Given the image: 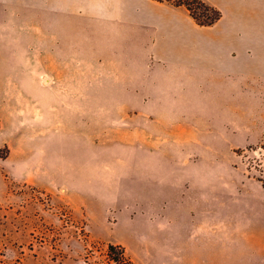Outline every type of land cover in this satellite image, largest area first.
<instances>
[{"label":"rangeland","instance_id":"374dc122","mask_svg":"<svg viewBox=\"0 0 264 264\" xmlns=\"http://www.w3.org/2000/svg\"><path fill=\"white\" fill-rule=\"evenodd\" d=\"M26 1L0 0V264H105L109 243L136 264L193 262L154 248L152 232L166 225L160 217L184 213L173 183L190 160L182 153L202 148L183 126L182 70L128 45L121 25L81 1L67 46L63 17ZM239 121L231 155L206 144L221 152L216 175L202 174V214L251 216L264 239V203L247 193L264 183V141H245L262 138L264 119ZM230 164L233 196L221 188ZM201 263L264 264V248L207 250Z\"/></svg>","mask_w":264,"mask_h":264},{"label":"crops","instance_id":"0c3cea01","mask_svg":"<svg viewBox=\"0 0 264 264\" xmlns=\"http://www.w3.org/2000/svg\"><path fill=\"white\" fill-rule=\"evenodd\" d=\"M80 1L98 21L121 25L128 45L149 46L153 61L181 69L187 84L182 88L183 126L191 136L188 141L202 148L198 154L182 153L190 160L182 168V184H173L182 187L184 213L156 221L166 225L152 226L153 247L171 246L172 253L190 256L193 262L185 264H202V253L207 250L264 248V239L254 235L255 218L202 214V174L216 175L213 168L221 152L206 144H226L224 153L231 155L228 144L239 140L240 116L264 119V0H203L220 12L210 26L197 25L185 7L157 0H29L28 4L62 16L70 25L65 27L66 45L72 47ZM261 127L262 138L248 132L245 141H264V124ZM222 172L230 175V182L224 176L221 188L233 196L238 192V170L230 164ZM247 193L264 203L263 182L248 185ZM259 229L264 235V225Z\"/></svg>","mask_w":264,"mask_h":264},{"label":"trees","instance_id":"16d2710c","mask_svg":"<svg viewBox=\"0 0 264 264\" xmlns=\"http://www.w3.org/2000/svg\"><path fill=\"white\" fill-rule=\"evenodd\" d=\"M166 1L176 7H185L191 18L199 26L213 25L220 12L207 5L203 0H157ZM105 264H136L121 244L109 243L104 251Z\"/></svg>","mask_w":264,"mask_h":264}]
</instances>
